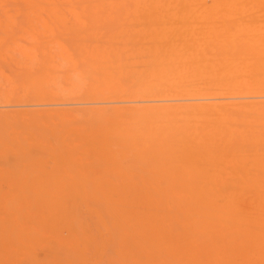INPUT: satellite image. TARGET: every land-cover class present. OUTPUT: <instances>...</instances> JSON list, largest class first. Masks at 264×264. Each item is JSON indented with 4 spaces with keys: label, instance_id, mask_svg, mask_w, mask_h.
I'll use <instances>...</instances> for the list:
<instances>
[{
    "label": "bare ground",
    "instance_id": "1",
    "mask_svg": "<svg viewBox=\"0 0 264 264\" xmlns=\"http://www.w3.org/2000/svg\"><path fill=\"white\" fill-rule=\"evenodd\" d=\"M0 14L58 34L0 41L1 77L26 73L0 100L85 105L0 115V159L38 167L34 147L56 143L55 167H84L0 186L10 264H264V0H0Z\"/></svg>",
    "mask_w": 264,
    "mask_h": 264
},
{
    "label": "rangeland",
    "instance_id": "2",
    "mask_svg": "<svg viewBox=\"0 0 264 264\" xmlns=\"http://www.w3.org/2000/svg\"><path fill=\"white\" fill-rule=\"evenodd\" d=\"M4 18H5V15L2 14V16H1V14H0V41H4V40L6 41L7 40L10 42V41L14 40V41H16L18 46L22 47L29 42L34 43V44L35 43H46V42H49L52 40V35H53V37L58 36L57 32L56 33L50 32L41 23L32 22L30 24H26V22L23 21V19H22L23 17H22L21 20L18 19L20 21H16L17 23L12 24V23H7L4 20ZM83 34H84V32L81 31V32L73 35L69 32L67 27H66V30L62 31V36H63V39H65V40H69L72 37L77 38V37L82 36ZM16 66H14L15 67L14 68L13 65H11L10 71H13V74L11 73L12 76L10 74L9 68L8 69L3 68L4 74L8 78L5 76H3V78H2L1 77L2 75L0 74V91L1 90L3 91L4 89L6 90L7 87L9 88L8 83H9V80L11 78H13L12 80H14V78H15L14 81H16V83L19 81L21 82V80H23L25 78L26 73H22V70L18 71L19 67L17 66L18 67L17 68ZM6 69H7V72H5ZM17 71H18V73H17ZM32 73L33 72H30L28 74H32ZM8 74H10L11 77L8 76ZM14 74L16 77L15 76L13 77ZM18 78H19V80H17ZM4 84L7 86H5ZM3 86H4V89H3ZM17 103L18 102L6 103L5 101L0 100V115H2V114L16 115V114L20 113V111L22 112V111H27V110L32 111L31 113L39 111L42 114H47L53 110H58L61 112H67V111L71 112L72 110H81V109L85 108V105H82V103L79 100L78 101H69V102L49 101V102H44L43 104H40V105H42L41 107L38 105L39 108L36 106L37 105L36 103H34V105H33V102H31L30 104L26 103V106H25V103H21V104L20 103L17 104ZM29 105H32V106H29ZM80 105H82V106H80ZM20 107H21V110H20ZM22 107H23V109H22ZM89 107H91V106L89 105ZM16 111H17V113H16ZM53 144L55 145L56 143H53ZM53 144L52 143L46 144L45 146H40L38 148L34 147L33 151L36 152L38 150L36 153H38L40 151V153L43 152L42 156L44 155V158H42L41 162L38 163L39 164L38 167H35V166H37V163H34L35 166L34 165L26 166V165H24V163H20L21 166L20 165L16 166V167L20 166L19 169H16V167H13L14 161L10 162V160L12 159L11 157L16 156L17 150L14 151L13 148H6L7 150L10 149L6 155L7 160L9 157H10V160L7 162V160L5 158L0 159V180H1L0 186H7L9 184L17 185L18 182H20L19 184L40 185V183H42V185H43L45 179L47 181L46 184H48L49 180H47V178L44 177L43 180L41 178V175L44 174L43 172H45V175L46 174L48 175V179H50V177L54 176V174L55 175L57 174V176H55L56 180H54V182L56 184L63 183L65 181V179L74 180V178H77L78 176L82 175L84 167H81V162L79 160H75V161L73 160L72 162L68 161L67 164L69 163V166H67L66 164H63L64 167H62V166H58V167L56 166L55 167V163H54V161H52L53 160L52 155L54 153H56V150L59 149L60 146H58V144H56L57 149H55V146H53ZM41 147H43V148H41ZM53 147H54V150H52ZM77 149L78 148L75 149V146L70 145V146H65V148L61 147V149L58 150L57 153L59 151H62V150L73 151V150H77ZM10 151H11V153H10ZM18 152H21V151L18 150ZM50 153H51V155H49ZM47 154H48V156H47ZM45 156H47V157H45ZM49 159H51V161ZM1 162H2V165H1ZM74 164H75V166H77V169L74 166ZM4 165H6V166H4ZM24 166H25V169H24ZM39 166L42 167L41 170H40ZM65 166H66V168H65ZM26 167H28L27 171H26ZM31 167H33V171H32ZM21 168H22V170H20ZM38 168H39V170H37ZM57 168H59V169H57ZM56 169L59 171V173H57ZM67 169L69 172L67 171ZM70 169H72V170H70ZM73 169H74V171H73ZM16 170H18V171L16 172ZM25 171H26V173H25ZM37 171L39 173H41V175L39 174L40 176L38 175L41 178V179L38 178L39 181H38V179L35 180V178H34L35 176H37L36 175ZM50 171H52V173H50ZM61 171H62V173H61ZM34 173H35V175H34ZM74 173H76L78 176ZM32 174H33V178H32ZM27 175H29V179H28ZM8 176H11L12 179H10ZM4 179H5V182L3 183L2 181H4ZM8 179H10V180H8ZM32 179H33V181H32ZM37 182H38V184H37ZM78 203H79V201H78ZM0 264H10L9 260H7L6 257L4 256V254H2V253H0Z\"/></svg>",
    "mask_w": 264,
    "mask_h": 264
}]
</instances>
